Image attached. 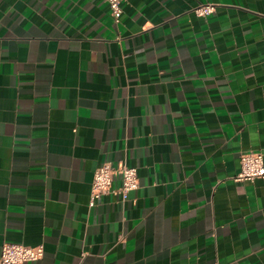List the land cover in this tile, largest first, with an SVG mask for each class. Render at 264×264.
<instances>
[{"label":"crops","instance_id":"crops-1","mask_svg":"<svg viewBox=\"0 0 264 264\" xmlns=\"http://www.w3.org/2000/svg\"><path fill=\"white\" fill-rule=\"evenodd\" d=\"M120 5L0 0V253L264 264V178L237 179L264 156V0ZM121 162L139 187L91 205L95 170Z\"/></svg>","mask_w":264,"mask_h":264},{"label":"built area","instance_id":"built-area-1","mask_svg":"<svg viewBox=\"0 0 264 264\" xmlns=\"http://www.w3.org/2000/svg\"><path fill=\"white\" fill-rule=\"evenodd\" d=\"M111 8L112 15L116 21L119 20L122 8L121 0H106ZM213 4H200L195 11L199 15H207L213 12ZM241 170L237 176L238 180H254L264 178V156L261 151L243 152L240 155ZM120 178L118 187H114L116 178ZM140 185L136 167L125 162L117 165L111 163L101 164L94 172L91 190L90 204L93 205L103 195L114 193L122 200L128 198L129 192L137 189ZM44 252L43 246H29L19 243H5L1 248L0 264H25V262L38 260Z\"/></svg>","mask_w":264,"mask_h":264}]
</instances>
